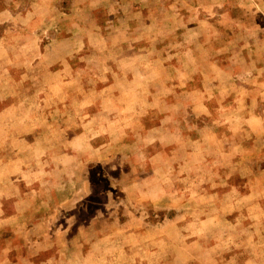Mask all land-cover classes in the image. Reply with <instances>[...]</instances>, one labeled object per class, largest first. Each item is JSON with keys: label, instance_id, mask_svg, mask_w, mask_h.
I'll use <instances>...</instances> for the list:
<instances>
[{"label": "rangeland", "instance_id": "374dc122", "mask_svg": "<svg viewBox=\"0 0 264 264\" xmlns=\"http://www.w3.org/2000/svg\"><path fill=\"white\" fill-rule=\"evenodd\" d=\"M0 264H264V0H0Z\"/></svg>", "mask_w": 264, "mask_h": 264}]
</instances>
